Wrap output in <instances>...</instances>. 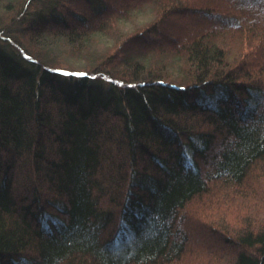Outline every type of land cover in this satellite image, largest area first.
I'll list each match as a JSON object with an SVG mask.
<instances>
[{"label":"trees","instance_id":"obj_1","mask_svg":"<svg viewBox=\"0 0 264 264\" xmlns=\"http://www.w3.org/2000/svg\"><path fill=\"white\" fill-rule=\"evenodd\" d=\"M18 2L0 0V264H179L196 198L264 201V0ZM258 208L208 229L234 253L203 264H264Z\"/></svg>","mask_w":264,"mask_h":264},{"label":"rangeland","instance_id":"obj_2","mask_svg":"<svg viewBox=\"0 0 264 264\" xmlns=\"http://www.w3.org/2000/svg\"><path fill=\"white\" fill-rule=\"evenodd\" d=\"M134 1V0H133ZM117 2V1H116ZM24 3V0H21V2H18L17 5H21ZM12 13L7 15V21H6V26L4 27V30H2L4 35L8 36L10 35L9 41L13 43V46H15L22 54V46L18 43L14 31L17 29L21 30V28L25 25V23L28 21V18L22 19L21 16H17L19 13V9L17 10V7L15 8L16 4H12ZM36 4L33 5L35 7ZM228 4L224 5L221 9L224 11L226 10ZM204 9V8H203ZM223 11V12H224ZM229 12V10H228ZM230 13V12H229ZM143 20H140L138 23H140ZM185 24V23H184ZM189 24V23H188ZM186 24V25H188ZM20 27V28H19ZM124 29L128 32H131L130 29L127 27H124ZM13 31V32H12ZM2 35V36H4ZM263 35V34H262ZM2 39V37H0ZM4 38V37H3ZM262 38V37H260ZM5 40V39H3ZM8 40V38H6ZM114 42V41H112ZM240 41L233 45L232 47L234 48L233 53L237 49L244 50V54L251 51L254 45H250L249 42L246 40L243 42V44ZM99 53H113L114 51V43H111L109 45H106L104 42L99 41ZM240 47V48H239ZM254 49V48H253ZM256 52H258V49H254ZM237 56V54H236ZM75 56H60L58 57V64L63 65L65 67H71L74 69L78 68H86V64H88L87 60H83L82 63H78L76 60L73 59ZM80 58V57H78ZM83 59V58H81ZM245 58L240 59L243 61ZM206 169V167H204ZM26 170V169H25ZM13 172V171H12ZM25 175H27L26 171H24ZM21 176L17 177V181L23 180L24 182L27 181L25 175H23V172L20 174ZM24 176V177H23ZM252 183V181H251ZM248 184V183H247ZM242 185V186H235V188H232L230 191H225L219 195H217L215 192H212L211 194H206V196L203 197H198L196 198L193 202H191L188 205L187 214L191 213L192 219L190 217L188 218L187 215L184 213V217L188 220H186L184 217L177 222V228L183 232V234H186L187 242H186V247L183 252L182 257L180 258L179 264H192V255L189 253V251H196L200 249L202 253V257H199L198 259L200 260V264H203L204 261L207 259L205 255V251H213L215 252L218 256L224 257L227 259L232 258L233 252V247L230 245H227V242H222L219 238L213 236L208 232L209 230H212L213 232L215 231L216 233L221 234L220 226L221 225V220H226L230 223V225H236L233 222V218L235 219L237 215H241L242 218L248 217L250 215V219H255L257 220V214L254 213L258 212V207H260V215H264V201L263 197L256 198V195L251 194L252 190L248 189V185ZM249 188H251L249 186ZM244 189V190H243ZM17 192L20 193L16 189ZM214 191H216L214 189ZM242 192V193H241ZM26 194V193H25ZM24 194V195H25ZM226 194L228 195V198L226 199L227 202L225 201L223 203L222 200L226 197ZM215 202V205L210 206L208 203H213ZM222 202V203H221ZM259 214V213H258ZM214 215L215 217H213ZM224 217V219H223ZM226 219V220H225ZM262 221L263 218H261ZM260 219V220H261ZM221 221V222H220ZM226 221V222H227ZM206 225V226H204ZM229 226V225H228ZM223 229L224 227H227L226 225H222ZM227 231V230H225ZM233 252V253H232ZM190 260V261H189ZM211 264H224L223 262H214Z\"/></svg>","mask_w":264,"mask_h":264}]
</instances>
